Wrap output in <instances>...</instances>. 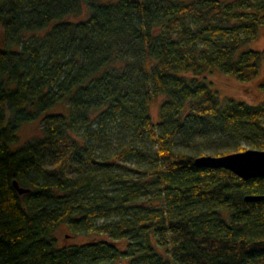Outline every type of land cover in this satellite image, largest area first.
<instances>
[{"label": "trees", "instance_id": "16d2710c", "mask_svg": "<svg viewBox=\"0 0 264 264\" xmlns=\"http://www.w3.org/2000/svg\"><path fill=\"white\" fill-rule=\"evenodd\" d=\"M0 25V264H264V176L194 163L264 149V97L208 79L258 76L264 0H0Z\"/></svg>", "mask_w": 264, "mask_h": 264}, {"label": "rangeland", "instance_id": "374dc122", "mask_svg": "<svg viewBox=\"0 0 264 264\" xmlns=\"http://www.w3.org/2000/svg\"><path fill=\"white\" fill-rule=\"evenodd\" d=\"M88 7L84 6L83 12L78 14L69 15L68 18L72 20H78L82 17L88 15ZM46 29H42L41 33L45 32ZM0 46H6V34L0 25ZM251 47L259 49L264 55V26L260 27L255 38L250 41L249 45ZM208 79H210L220 91V96L222 98L235 97L239 99H244L248 102H257L264 97V91L260 88L261 83L264 82V57L262 58L261 67L259 74L256 78L250 81H242L235 76L224 73L220 70H214L213 73L208 74ZM161 101V96L158 97L152 104V113L157 117L159 111V104ZM42 122H40V117L34 121H28L23 123L19 130V140L24 142L27 138H32L42 134ZM21 142V143H22ZM243 146L251 147V145L246 142L242 143ZM190 151L193 148L186 147ZM229 148V147H224ZM231 148V147H230ZM214 149L221 150L219 148H208L207 152H211ZM53 161L50 160V164ZM58 237V242L62 245H70L74 243H82L87 240L84 233L75 234L66 224H62L56 231Z\"/></svg>", "mask_w": 264, "mask_h": 264}, {"label": "water", "instance_id": "95a60500", "mask_svg": "<svg viewBox=\"0 0 264 264\" xmlns=\"http://www.w3.org/2000/svg\"><path fill=\"white\" fill-rule=\"evenodd\" d=\"M194 163L199 166L225 167L243 179L264 176V149L249 147L243 150L231 151L224 154L197 155ZM20 192L27 189L14 181ZM264 198V194H248L246 199L256 200Z\"/></svg>", "mask_w": 264, "mask_h": 264}]
</instances>
